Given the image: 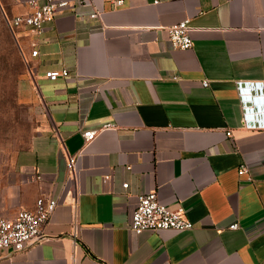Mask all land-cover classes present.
Segmentation results:
<instances>
[{"label": "crops", "instance_id": "1", "mask_svg": "<svg viewBox=\"0 0 264 264\" xmlns=\"http://www.w3.org/2000/svg\"><path fill=\"white\" fill-rule=\"evenodd\" d=\"M86 1L16 29L19 98L39 127L0 174V217L39 198L57 206L41 238L0 251V264H264V0ZM184 20L193 45L177 50L166 28ZM150 192L193 229L131 233Z\"/></svg>", "mask_w": 264, "mask_h": 264}, {"label": "built area", "instance_id": "2", "mask_svg": "<svg viewBox=\"0 0 264 264\" xmlns=\"http://www.w3.org/2000/svg\"><path fill=\"white\" fill-rule=\"evenodd\" d=\"M115 6H121L122 0H113ZM71 4L80 7H88L86 0H43L37 2L30 0L27 5L32 9L28 14L14 16L8 21L10 29L20 27L33 31H40L44 26L52 22L59 11L67 9ZM96 13H90V18H95ZM169 45L177 50H188L193 42L189 34L188 20H184L173 26L166 28ZM36 52L31 53L35 56ZM66 70L50 71L44 74V77L55 81L58 78L67 77ZM202 85L205 87L206 82ZM110 124H103L100 129L108 128ZM99 129L84 131L82 137L85 143L92 141ZM75 158L68 156L66 158V171L73 174ZM246 173V168L241 167L239 175ZM123 189L127 184L122 185ZM57 206L56 199L39 198L35 202L32 211L19 210L11 219L0 217V251L19 252L28 244L39 240L42 236V229L47 224L51 214ZM237 224H232L229 229H237ZM193 224L186 218L181 209H171L161 204L155 192L141 194L137 197L136 207L131 215L129 230L133 234L142 232H156L163 230H172L178 232L190 231Z\"/></svg>", "mask_w": 264, "mask_h": 264}, {"label": "rangeland", "instance_id": "3", "mask_svg": "<svg viewBox=\"0 0 264 264\" xmlns=\"http://www.w3.org/2000/svg\"><path fill=\"white\" fill-rule=\"evenodd\" d=\"M12 3L0 0V174L10 170L13 156L27 147L39 127L37 112L19 98L26 65L17 36L7 25Z\"/></svg>", "mask_w": 264, "mask_h": 264}, {"label": "trees", "instance_id": "4", "mask_svg": "<svg viewBox=\"0 0 264 264\" xmlns=\"http://www.w3.org/2000/svg\"><path fill=\"white\" fill-rule=\"evenodd\" d=\"M10 19H11V18H10ZM10 19L8 18L7 21H10ZM7 25H8V24H7ZM8 27H9V26H8ZM8 27H7V28H8ZM9 29H10V28H9ZM9 29H8V30H9ZM15 30H16V29H13V28H12V29H10L9 31L15 36V35H16V31H15ZM23 59H24V57H23ZM24 63H25V60H24Z\"/></svg>", "mask_w": 264, "mask_h": 264}]
</instances>
